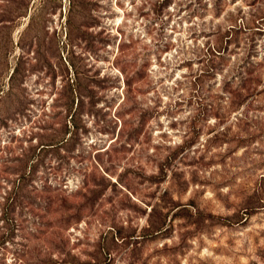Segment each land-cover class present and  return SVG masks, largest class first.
I'll list each match as a JSON object with an SVG mask.
<instances>
[{
  "label": "rangeland",
  "instance_id": "1",
  "mask_svg": "<svg viewBox=\"0 0 264 264\" xmlns=\"http://www.w3.org/2000/svg\"><path fill=\"white\" fill-rule=\"evenodd\" d=\"M4 198L0 264H264V0H0Z\"/></svg>",
  "mask_w": 264,
  "mask_h": 264
},
{
  "label": "trees",
  "instance_id": "2",
  "mask_svg": "<svg viewBox=\"0 0 264 264\" xmlns=\"http://www.w3.org/2000/svg\"><path fill=\"white\" fill-rule=\"evenodd\" d=\"M44 145V144H43ZM49 145H53V144H47L45 146H49ZM41 149H44V146L43 148ZM22 186H23V183L19 184L18 188H17V191L21 190L22 189ZM18 191V192H19ZM18 192H16L15 194V198H17V196L19 195ZM21 203H18L17 206H20ZM15 206L12 204L11 206L8 204V198H4V204L3 206L1 207V210H0V214H1V217H0V220L1 221H4L5 224H8L9 223V219H8V214L11 212V213H15ZM11 222H13V220H11ZM19 225L17 224V226L15 227H18Z\"/></svg>",
  "mask_w": 264,
  "mask_h": 264
}]
</instances>
